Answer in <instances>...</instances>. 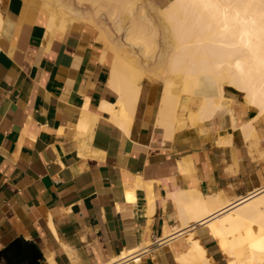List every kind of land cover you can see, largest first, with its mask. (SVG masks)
<instances>
[{
	"label": "crops",
	"instance_id": "crops-1",
	"mask_svg": "<svg viewBox=\"0 0 264 264\" xmlns=\"http://www.w3.org/2000/svg\"><path fill=\"white\" fill-rule=\"evenodd\" d=\"M2 1L0 249L21 237L37 245L42 264H116L130 250L141 260L130 264H179L195 233L215 264H229L207 222L181 224L177 193L234 202L264 186V124L254 135L260 149L241 128L256 110L229 89L239 125L222 114L193 126L196 105L182 95L171 125L164 81L144 75L124 123L109 85L119 47L111 24L92 22L91 11L50 33L42 0Z\"/></svg>",
	"mask_w": 264,
	"mask_h": 264
},
{
	"label": "bare ground",
	"instance_id": "bare-ground-1",
	"mask_svg": "<svg viewBox=\"0 0 264 264\" xmlns=\"http://www.w3.org/2000/svg\"><path fill=\"white\" fill-rule=\"evenodd\" d=\"M42 1L49 13L47 21L48 28L52 30L50 33L55 30L64 31L73 18H89L87 12L80 10V7L75 8L72 0ZM138 1L92 0L98 18L90 20L96 23L102 21L100 16H105L112 20L115 30L126 32L127 40L129 39L131 44L137 39L153 43L158 27L144 15V6L138 5ZM4 3L5 1L3 5ZM159 10L164 26L173 34L169 70L174 76L164 78L167 80L164 81V96L162 94L166 120L172 115L170 109L175 107L184 95L196 105V108L190 111L193 126L197 125H194L195 122L212 121L218 115L227 114L235 128L239 125L236 119V113L239 111H236L225 97L226 90L230 89L243 96L247 108L256 110V115L242 123L241 128L246 138H255L254 144L250 145L258 147L261 139H256L259 137L256 127L260 121L264 124V0H168V4ZM130 21L132 25L127 26ZM100 23L103 27L108 25L104 21ZM115 54L109 85L119 94L117 103L121 106V114L124 115L121 119H124V122L129 119L126 116L140 96L143 67L138 62L125 58V55H120L118 51ZM109 106L104 109L108 107L111 110L112 107ZM108 108L106 110H109ZM174 118H170V122H176ZM230 141L220 140L219 144H228ZM187 171L188 168L185 172ZM177 195L181 224L185 226L189 225L190 221H198L199 224L207 222L229 264H264V186L237 197L234 202L222 199L217 193L204 196L195 190H184ZM180 230L177 231L181 233ZM177 234L179 233L162 238L161 243L175 241ZM191 234L187 238V250L178 251L176 254L178 263L215 264L211 254L208 255L207 248L198 239L192 238L195 233ZM133 252L134 250L124 252V256L116 264H130L131 260L139 263L140 258L133 256Z\"/></svg>",
	"mask_w": 264,
	"mask_h": 264
},
{
	"label": "rangeland",
	"instance_id": "rangeland-1",
	"mask_svg": "<svg viewBox=\"0 0 264 264\" xmlns=\"http://www.w3.org/2000/svg\"><path fill=\"white\" fill-rule=\"evenodd\" d=\"M72 2L74 6L76 5L75 8L80 7V10H83V12L90 13L91 9L94 10L95 12L96 6H94L92 0H84V1L72 0ZM167 4H168V0L138 1V5L144 6V8L142 9L144 15H146L148 18L152 20L156 28L158 27L156 39L155 41L152 40L153 43L151 42L146 43L145 41L143 42V40L137 39V41L131 44L130 41L128 42L129 39L127 40L126 32L124 30L122 31L115 30V27L112 24L113 23L112 20H110L105 16L102 17L100 16V18H102V21H104L105 24H111L112 28L115 30L114 32L115 41L116 44L119 45L116 51H118V53H120V55L122 56L125 55V58H129L130 60H134L138 62V64L141 67H143L142 68L143 77L144 75H151V77L161 78L162 81L165 82L167 79L174 76V74L169 70L170 59L173 52V46H172L173 34L171 33V31L167 26H164L165 23L161 18L160 10H159V9H163ZM131 25L132 23L130 21L127 26H131ZM140 42H143V44ZM166 77L167 79L164 80V78Z\"/></svg>",
	"mask_w": 264,
	"mask_h": 264
},
{
	"label": "water",
	"instance_id": "water-1",
	"mask_svg": "<svg viewBox=\"0 0 264 264\" xmlns=\"http://www.w3.org/2000/svg\"><path fill=\"white\" fill-rule=\"evenodd\" d=\"M3 264H42V254L35 243L18 237L0 249Z\"/></svg>",
	"mask_w": 264,
	"mask_h": 264
}]
</instances>
